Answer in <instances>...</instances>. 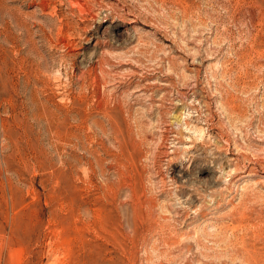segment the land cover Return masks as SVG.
I'll use <instances>...</instances> for the list:
<instances>
[{
    "label": "rangeland",
    "instance_id": "374dc122",
    "mask_svg": "<svg viewBox=\"0 0 264 264\" xmlns=\"http://www.w3.org/2000/svg\"><path fill=\"white\" fill-rule=\"evenodd\" d=\"M0 264H264V0H0Z\"/></svg>",
    "mask_w": 264,
    "mask_h": 264
},
{
    "label": "bare ground",
    "instance_id": "6f19581e",
    "mask_svg": "<svg viewBox=\"0 0 264 264\" xmlns=\"http://www.w3.org/2000/svg\"><path fill=\"white\" fill-rule=\"evenodd\" d=\"M82 146H84V145H82ZM101 155V154H100ZM97 159V158H96ZM99 162V161H98ZM127 163V162H126ZM103 169V168H102ZM121 172V171H120ZM119 184V183H118ZM117 187V186H116ZM88 212V211H87Z\"/></svg>",
    "mask_w": 264,
    "mask_h": 264
}]
</instances>
